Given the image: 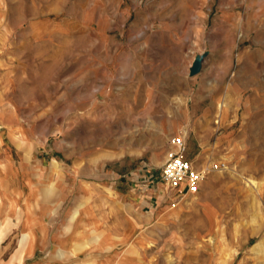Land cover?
<instances>
[{
	"label": "rangeland",
	"instance_id": "obj_1",
	"mask_svg": "<svg viewBox=\"0 0 264 264\" xmlns=\"http://www.w3.org/2000/svg\"><path fill=\"white\" fill-rule=\"evenodd\" d=\"M173 135L207 173L188 198L159 178ZM106 171L143 194L107 205L142 264H264V0H0V238Z\"/></svg>",
	"mask_w": 264,
	"mask_h": 264
},
{
	"label": "crops",
	"instance_id": "obj_2",
	"mask_svg": "<svg viewBox=\"0 0 264 264\" xmlns=\"http://www.w3.org/2000/svg\"><path fill=\"white\" fill-rule=\"evenodd\" d=\"M116 178L115 172L106 171L86 180L67 179L60 199L78 201L76 206L55 213L49 207L42 218L24 214L21 222L18 217L17 237L0 238V264H142L129 248L141 246L143 239L134 234L129 206H121L143 194ZM0 204L1 227L8 217L16 216L17 208L8 199L4 203L0 198ZM110 204L121 206L111 213Z\"/></svg>",
	"mask_w": 264,
	"mask_h": 264
},
{
	"label": "built area",
	"instance_id": "obj_3",
	"mask_svg": "<svg viewBox=\"0 0 264 264\" xmlns=\"http://www.w3.org/2000/svg\"><path fill=\"white\" fill-rule=\"evenodd\" d=\"M166 145L165 161L160 167V182L178 194H196L207 173L194 169L187 159L184 137L170 136Z\"/></svg>",
	"mask_w": 264,
	"mask_h": 264
},
{
	"label": "water",
	"instance_id": "obj_4",
	"mask_svg": "<svg viewBox=\"0 0 264 264\" xmlns=\"http://www.w3.org/2000/svg\"><path fill=\"white\" fill-rule=\"evenodd\" d=\"M204 55L196 56L191 63V66L189 68V75L194 76L198 74L201 70L202 67V62H203Z\"/></svg>",
	"mask_w": 264,
	"mask_h": 264
},
{
	"label": "bare ground",
	"instance_id": "obj_5",
	"mask_svg": "<svg viewBox=\"0 0 264 264\" xmlns=\"http://www.w3.org/2000/svg\"><path fill=\"white\" fill-rule=\"evenodd\" d=\"M220 115V114H219ZM219 115H218V117H219ZM186 134V133H185ZM194 168V167H193ZM206 169V168H205ZM208 170V169H207ZM204 171V170H203ZM163 185V184H162ZM53 186V185H52ZM166 189H168L167 188V186L166 185H163ZM168 190H170V189H168ZM166 194H167V196H168V194H169V192H166ZM188 197H190V195H186L185 196V198H188ZM9 205H11V204H9ZM0 206H1V204H0ZM1 208V207H0ZM108 248V247H107Z\"/></svg>",
	"mask_w": 264,
	"mask_h": 264
}]
</instances>
